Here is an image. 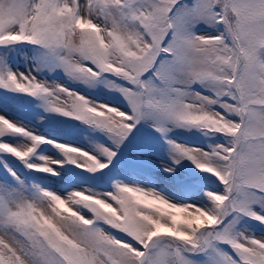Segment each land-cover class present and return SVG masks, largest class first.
Returning a JSON list of instances; mask_svg holds the SVG:
<instances>
[{"label": "snow or ice", "instance_id": "snow-or-ice-1", "mask_svg": "<svg viewBox=\"0 0 264 264\" xmlns=\"http://www.w3.org/2000/svg\"><path fill=\"white\" fill-rule=\"evenodd\" d=\"M201 23L214 33L194 32ZM21 43L75 79L91 83L107 74L124 82L109 84L129 112L30 73L0 70V88L40 98L47 111L100 129L117 146L145 119L158 132L172 122L219 134L224 143L204 151L166 141L174 164L187 159L218 182V191L205 193L207 205L172 203L123 183L108 193L62 196L28 186L5 166L0 264H264V237L235 229L242 216L264 224L252 207L264 209V0H0V47ZM9 135L25 142H5ZM43 144L63 159L37 155ZM98 151L106 161L0 115V154L30 171L56 176L65 163L102 171L115 152Z\"/></svg>", "mask_w": 264, "mask_h": 264}, {"label": "rangeland", "instance_id": "rangeland-1", "mask_svg": "<svg viewBox=\"0 0 264 264\" xmlns=\"http://www.w3.org/2000/svg\"><path fill=\"white\" fill-rule=\"evenodd\" d=\"M193 31L200 34L214 33L215 30L201 23L197 24ZM5 68L16 73L23 72L26 75L30 73L48 86L61 85L71 89L92 103L107 104L121 111H130L122 93L109 84L113 82L123 85V81L107 74H102L91 83L75 79L67 75L62 68L53 67L44 61L42 50L33 45L21 43L0 47V70ZM192 90L200 91L206 96L212 95L199 84H194ZM18 96H21V100ZM211 107L215 111H222L217 105ZM0 115L49 140L90 152L102 161H106V158L100 155L99 147L103 146L115 152L111 163L102 171L90 173L65 163L62 168L56 169L58 172L56 176L30 171L14 157L0 154V176L7 174L5 169L7 166L28 186L36 184L66 196L73 191L108 193L114 191L115 183H123L154 190L172 203L198 205L209 203L206 192L219 190L215 178L197 170L189 160L181 159L179 163L174 164L175 153L166 143L170 140L181 146L210 151L209 145L224 143V138L219 134L205 135L202 130L195 127H181L172 122H165L163 131L158 132L153 126V121L145 119L137 123L128 137L117 146L104 131L93 127L84 130L86 129L84 127H88L87 124L47 111L42 99L3 88H0ZM2 139L11 144L25 142V139L19 136L9 135ZM37 155L63 159L61 153L51 144L40 145L37 148ZM166 168H170L171 171H165ZM252 207L264 215V209H261L259 204ZM235 229L245 235L264 237V224L249 217L237 218ZM106 230L117 238L122 236L115 230L107 228ZM219 248L231 252L227 245H219Z\"/></svg>", "mask_w": 264, "mask_h": 264}, {"label": "trees", "instance_id": "trees-1", "mask_svg": "<svg viewBox=\"0 0 264 264\" xmlns=\"http://www.w3.org/2000/svg\"><path fill=\"white\" fill-rule=\"evenodd\" d=\"M17 95V94H16ZM19 98L18 99H20L21 100V96H18ZM86 125V124H85ZM88 127H84V128H86V129H84V130H88L89 128H92V126H89V125H87ZM188 177H186V179H187ZM103 180H105V178L103 179Z\"/></svg>", "mask_w": 264, "mask_h": 264}]
</instances>
